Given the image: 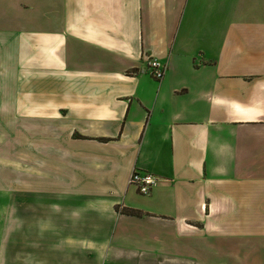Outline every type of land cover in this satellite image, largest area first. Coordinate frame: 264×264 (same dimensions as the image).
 Instances as JSON below:
<instances>
[{
    "label": "crops",
    "instance_id": "0c3cea01",
    "mask_svg": "<svg viewBox=\"0 0 264 264\" xmlns=\"http://www.w3.org/2000/svg\"><path fill=\"white\" fill-rule=\"evenodd\" d=\"M0 115V264H264V0H0Z\"/></svg>",
    "mask_w": 264,
    "mask_h": 264
},
{
    "label": "built area",
    "instance_id": "2783aa9c",
    "mask_svg": "<svg viewBox=\"0 0 264 264\" xmlns=\"http://www.w3.org/2000/svg\"><path fill=\"white\" fill-rule=\"evenodd\" d=\"M166 65L161 63L156 58H147L146 70L156 80H160L165 72ZM159 177L147 171H140L132 169L130 172L127 183L133 185L139 194H148L152 187L157 183Z\"/></svg>",
    "mask_w": 264,
    "mask_h": 264
},
{
    "label": "rangeland",
    "instance_id": "374dc122",
    "mask_svg": "<svg viewBox=\"0 0 264 264\" xmlns=\"http://www.w3.org/2000/svg\"><path fill=\"white\" fill-rule=\"evenodd\" d=\"M8 119V118H7ZM3 122H4V117L3 116H1L0 115V123H1V125H3ZM2 134H1V132H0V136H1ZM3 140H1V142H2ZM4 173H6V170H4V171H0V174L1 175H3ZM1 201H2V199H1ZM35 234H36V232H35ZM17 238H19L18 240H16L15 241V243H17V247L18 248H20L21 247V242H22V239H21V236L17 233ZM31 237H35V235L33 236L32 234L30 235Z\"/></svg>",
    "mask_w": 264,
    "mask_h": 264
},
{
    "label": "trees",
    "instance_id": "16d2710c",
    "mask_svg": "<svg viewBox=\"0 0 264 264\" xmlns=\"http://www.w3.org/2000/svg\"><path fill=\"white\" fill-rule=\"evenodd\" d=\"M125 212L130 213V214H136V213H138L137 211H135L133 209H126Z\"/></svg>",
    "mask_w": 264,
    "mask_h": 264
}]
</instances>
